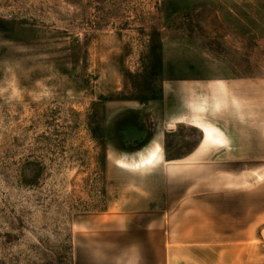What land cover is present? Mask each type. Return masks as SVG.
Listing matches in <instances>:
<instances>
[{
  "label": "rangeland",
  "instance_id": "obj_1",
  "mask_svg": "<svg viewBox=\"0 0 264 264\" xmlns=\"http://www.w3.org/2000/svg\"><path fill=\"white\" fill-rule=\"evenodd\" d=\"M260 76L264 0H0V264L121 263L119 224L163 207L164 162L199 135L167 124L166 87ZM158 145L154 166L120 167Z\"/></svg>",
  "mask_w": 264,
  "mask_h": 264
},
{
  "label": "crops",
  "instance_id": "obj_2",
  "mask_svg": "<svg viewBox=\"0 0 264 264\" xmlns=\"http://www.w3.org/2000/svg\"><path fill=\"white\" fill-rule=\"evenodd\" d=\"M164 91L167 124L192 126L199 135L188 151L164 162L163 207L149 206L140 223L119 224L127 255L111 264H162L161 245L179 264H187L191 248L210 246H222L217 258L231 247L232 264H258L256 244L264 247V76L181 81ZM208 163L211 181L204 179ZM190 165L196 187L182 177Z\"/></svg>",
  "mask_w": 264,
  "mask_h": 264
},
{
  "label": "bare ground",
  "instance_id": "obj_3",
  "mask_svg": "<svg viewBox=\"0 0 264 264\" xmlns=\"http://www.w3.org/2000/svg\"><path fill=\"white\" fill-rule=\"evenodd\" d=\"M209 133H210V130L207 129L206 135L208 136ZM159 152H160V148H159V146H157V147H155V149L150 151L147 155L139 158L138 161L130 162V163L120 161L119 165H120V167L122 166V167L130 169V170H138V169L148 168V167L155 165V163L159 159Z\"/></svg>",
  "mask_w": 264,
  "mask_h": 264
}]
</instances>
